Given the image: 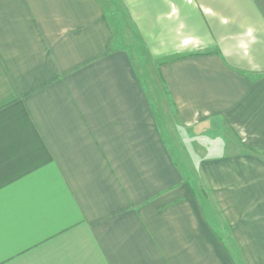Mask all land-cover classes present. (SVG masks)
Instances as JSON below:
<instances>
[{
  "label": "crops",
  "instance_id": "obj_1",
  "mask_svg": "<svg viewBox=\"0 0 264 264\" xmlns=\"http://www.w3.org/2000/svg\"><path fill=\"white\" fill-rule=\"evenodd\" d=\"M197 185L102 0H0V264H264V0H122Z\"/></svg>",
  "mask_w": 264,
  "mask_h": 264
},
{
  "label": "rangeland",
  "instance_id": "obj_2",
  "mask_svg": "<svg viewBox=\"0 0 264 264\" xmlns=\"http://www.w3.org/2000/svg\"><path fill=\"white\" fill-rule=\"evenodd\" d=\"M102 3L113 28L114 43L130 51L136 66L147 82L153 105L162 112L164 135L170 143L173 153L180 162L185 175H187L186 177H190L195 186H198V175L185 146V143H187L184 140L187 138L186 133L181 127V122L177 120L165 84L160 80L155 59L145 47L133 20L128 17L122 0H102Z\"/></svg>",
  "mask_w": 264,
  "mask_h": 264
}]
</instances>
